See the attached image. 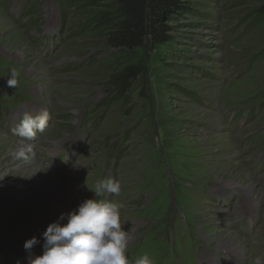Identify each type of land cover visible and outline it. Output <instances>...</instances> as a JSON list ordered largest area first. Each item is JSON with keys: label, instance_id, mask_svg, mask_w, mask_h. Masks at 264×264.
<instances>
[{"label": "rangeland", "instance_id": "obj_1", "mask_svg": "<svg viewBox=\"0 0 264 264\" xmlns=\"http://www.w3.org/2000/svg\"><path fill=\"white\" fill-rule=\"evenodd\" d=\"M263 2L188 0L170 42L125 50L107 43L115 0H0V264H28L34 236L42 255L49 224L105 178L121 183L103 198L122 205L130 261L264 256ZM131 66L122 97L110 79ZM40 111L46 131L16 135Z\"/></svg>", "mask_w": 264, "mask_h": 264}, {"label": "clouds", "instance_id": "obj_2", "mask_svg": "<svg viewBox=\"0 0 264 264\" xmlns=\"http://www.w3.org/2000/svg\"><path fill=\"white\" fill-rule=\"evenodd\" d=\"M19 73L12 69L7 79L9 87L18 84ZM49 113H25L15 128L16 135L31 140L49 127ZM31 151V146H28ZM23 156L24 150L18 153ZM91 173H89L90 175ZM95 197L84 200L70 213L63 214L43 232V254L35 255L33 249L41 243L37 237L25 241L28 264H154L153 259L141 255L130 261L127 250L131 235L121 223L122 205L104 199L106 194L119 197L121 183L113 178L98 179L90 189ZM67 219V223H62ZM254 264H264V256H257Z\"/></svg>", "mask_w": 264, "mask_h": 264}, {"label": "trees", "instance_id": "obj_3", "mask_svg": "<svg viewBox=\"0 0 264 264\" xmlns=\"http://www.w3.org/2000/svg\"><path fill=\"white\" fill-rule=\"evenodd\" d=\"M188 0H115L116 19L107 35L115 49L155 48L170 42L167 22L188 9ZM264 15V2L259 9ZM27 15V14H26ZM142 73L138 66L125 68L111 77L112 87L125 96L131 82Z\"/></svg>", "mask_w": 264, "mask_h": 264}, {"label": "bare ground", "instance_id": "obj_4", "mask_svg": "<svg viewBox=\"0 0 264 264\" xmlns=\"http://www.w3.org/2000/svg\"><path fill=\"white\" fill-rule=\"evenodd\" d=\"M233 247H235L237 249L238 246L237 245H233ZM233 253H235V252H233Z\"/></svg>", "mask_w": 264, "mask_h": 264}]
</instances>
